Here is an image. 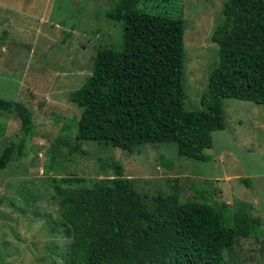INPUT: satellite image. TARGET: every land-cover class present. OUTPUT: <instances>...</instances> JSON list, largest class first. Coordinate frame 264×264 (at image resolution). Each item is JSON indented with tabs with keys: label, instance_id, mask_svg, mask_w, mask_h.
<instances>
[{
	"label": "rangeland",
	"instance_id": "obj_1",
	"mask_svg": "<svg viewBox=\"0 0 264 264\" xmlns=\"http://www.w3.org/2000/svg\"><path fill=\"white\" fill-rule=\"evenodd\" d=\"M112 1L0 0V98L20 102L33 119L23 155L0 169V264H67L71 238L58 225L52 230L60 200L54 186L106 183L116 176L117 162L141 195L177 191L192 198L194 186L206 189L211 180L215 198L231 206L233 227L247 217L263 230L239 234L224 250L226 263L264 264V103L222 100L226 128L213 131L206 162L180 157L174 143L129 152L76 139L81 108L70 93L90 75L100 44L122 43L123 23L105 16ZM139 6L183 17V107L199 109L217 61L211 33L222 20L223 0H141ZM20 123L15 114L0 116V152ZM74 176L82 181L63 180Z\"/></svg>",
	"mask_w": 264,
	"mask_h": 264
},
{
	"label": "trees",
	"instance_id": "obj_2",
	"mask_svg": "<svg viewBox=\"0 0 264 264\" xmlns=\"http://www.w3.org/2000/svg\"><path fill=\"white\" fill-rule=\"evenodd\" d=\"M140 2L113 0L105 12L123 23L122 43L100 44L90 75L70 93L81 108L76 139L129 152L174 143L180 157L206 162L213 131L226 128L222 100L264 103V0H223L222 20L211 33L217 61L197 110L183 107V17L150 12ZM6 113L21 123L0 152V169L23 155L33 128L20 102L0 98V116ZM115 173L106 183L54 186L60 200L52 230L58 225L71 238L67 264H227L224 250L239 234H262L259 222L247 217L232 226L231 206L215 198L211 180L206 189L194 186L192 198L177 191L148 196L134 189L118 162ZM243 182L251 185L247 177Z\"/></svg>",
	"mask_w": 264,
	"mask_h": 264
}]
</instances>
